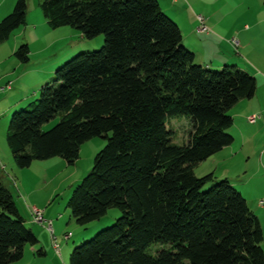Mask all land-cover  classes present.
Returning a JSON list of instances; mask_svg holds the SVG:
<instances>
[{
	"label": "trees",
	"instance_id": "1",
	"mask_svg": "<svg viewBox=\"0 0 264 264\" xmlns=\"http://www.w3.org/2000/svg\"><path fill=\"white\" fill-rule=\"evenodd\" d=\"M40 9L53 29L104 38L99 50L60 66L7 127L19 168L57 157L73 164L83 143L106 140L67 208L78 225L112 208L120 216L75 247L68 264H264L262 229L242 194L213 173L194 174L233 143L229 111L254 97L255 77L235 65L198 64L158 0H42ZM26 12V0H17L0 21V44ZM29 53L22 44L14 56L26 64ZM174 116L189 125L182 145L172 142ZM37 243L0 183V264L21 260L25 245ZM153 244L166 247L151 254Z\"/></svg>",
	"mask_w": 264,
	"mask_h": 264
},
{
	"label": "rangeland",
	"instance_id": "2",
	"mask_svg": "<svg viewBox=\"0 0 264 264\" xmlns=\"http://www.w3.org/2000/svg\"><path fill=\"white\" fill-rule=\"evenodd\" d=\"M1 1L3 3L0 4V10L1 6L7 3L9 7L12 6L11 11L3 16L4 18L12 12L17 0ZM158 1L162 11L177 22L184 36L192 28L197 29L198 22L195 24V20L201 16L206 24H209L210 20H222L220 22L222 28L230 27V35H234L231 39H236L235 37L240 35V39L251 46L246 53L239 52L238 55L246 62L239 61L237 67L256 78L257 88L253 100L243 101L252 102L254 112L260 115L258 122L261 121L263 127L258 132L255 131L256 125L251 127L253 128V157L248 160L240 155L233 161L220 165L216 168V175H213L216 179H220L219 176L227 177L233 187L241 191L253 212L254 199H256L254 203L263 202L264 204V154H262L264 111L261 108L264 106V79L262 80L264 63L258 62V58L264 53V0ZM41 2L42 0H26L25 24L14 30L7 41L0 44V183L12 193L18 210L25 218L26 226L31 229L38 241L34 246L25 245L22 259L11 264H68L70 254L75 247L92 239L102 229L112 226L120 216L119 210L112 208L99 220L78 225L67 208L73 189L88 175L92 169L94 157L106 144V140L102 137H94L83 143L79 149V157L73 164H67L66 161L57 157L45 161H34L28 168H19L14 163L8 148L7 127L13 114L37 100L40 89L53 81L56 70L65 62L80 53L99 50L104 42L102 34L86 39L70 27L51 28L42 15ZM212 34L211 38L215 40V43L207 46L209 51L207 56L216 60V56L221 55L223 46L219 40H225V37L219 33V29H213ZM199 37L204 38L200 35ZM236 40L239 43V38ZM22 44L28 45L30 51L29 62L26 64L20 63L14 56V52ZM198 55L200 57V53ZM230 56L236 57V52L232 50ZM244 106L245 108L241 103H237L229 114L239 111L242 114L241 117L250 116H245L246 112L243 110L248 106ZM57 120L45 124L43 130L50 129ZM167 121L172 123L169 127L175 130L172 142L176 145L185 143L189 128L187 118L174 116ZM232 131L234 126L228 133ZM209 164V161L200 163L194 170L195 176L207 175L204 169L210 166ZM211 167V171H214L215 166ZM34 209L43 211L44 220L51 221L55 242L60 247L59 254L53 249L52 237L46 227L33 222L31 213ZM253 213L257 214L258 211L255 210ZM65 235L70 236L68 241L64 240ZM162 247L166 246L153 244L149 247V252L154 254ZM261 247L264 249V244ZM38 250L44 254L39 255Z\"/></svg>",
	"mask_w": 264,
	"mask_h": 264
},
{
	"label": "crops",
	"instance_id": "3",
	"mask_svg": "<svg viewBox=\"0 0 264 264\" xmlns=\"http://www.w3.org/2000/svg\"><path fill=\"white\" fill-rule=\"evenodd\" d=\"M2 3L3 2L0 0V4H2ZM159 5H160V3H159ZM11 7L12 6L9 7L8 3L1 6L0 19L3 18V16H5L6 14H8L11 11ZM160 7H161V5H160ZM221 21L222 20H220V21H211L210 20L209 24H207V25L209 26L211 33H209L207 35L200 34L196 28H192L191 31L188 34H186V36H184L183 32L181 31L182 39H183L182 40L183 45L187 49H189L190 51H192L194 53L195 61L202 66L219 69L222 66H224L225 64H234L235 66H239V61L246 62L243 59V57H241L238 54H239V52H241V54H242V52H244V51L246 53V50L247 49L250 50L251 46H249V44L246 43L243 39H240V35H239V36H237L240 40L238 43V46L234 47L232 45L231 41L236 40L238 38L235 37L236 39H231L232 36H234V35H230V27L227 26V28L223 29L221 26V23H220ZM175 23L177 24V22H175ZM196 23H197V20H195V24ZM213 29H219V33H221L222 36L225 37V40H219V43H221L223 46L221 48V55L216 56V60H214L211 56H207V53H209L207 46L215 41V40L213 41L211 38L213 35L212 34ZM199 35L201 37L203 36L204 38H200ZM232 50H234L236 52V57L230 56V54H232ZM199 53H200V57L198 55ZM259 61L264 63V53L262 54L261 57L258 58V62ZM248 74H250V73H248ZM251 76H254V75H251ZM263 79H264V75H263L262 80ZM252 100H253V98H252ZM252 100H250V101H252ZM241 101H243V100H241ZM241 101H239L238 103L239 104L241 103L242 107L245 108L244 105L248 106L247 109L243 110V112H246L245 116L256 115L257 120L254 124H250L247 122V117L246 118L241 117L242 114L239 113V111L230 115L233 118V122H234V124H233L234 131H232V133H230V134L233 136L234 141L231 145L224 147L221 151H219L218 153H216L215 155H213L212 157H210L209 159L204 161V163H207L208 161L210 163L209 164L210 166H208L204 169L207 172L206 174L214 172L213 174L216 175V168H219L220 165L224 164L227 161H233L235 158L239 157L240 155H243V157H246L248 160L251 157H253V128H251V127L253 125H256L257 128L255 129V131L258 132L263 127V124L261 123V121L258 122V120L260 119V115H258L257 113L254 112L253 104H251L252 102H244V101L241 102ZM261 108L264 111V106H261ZM245 122L247 124H245ZM235 123H236V125H235ZM262 146H264V142H263ZM262 154H264V150H263ZM211 166H213V167L215 166L214 171H211L212 170ZM218 178H220V179H216V178L215 179L216 180H223V179L228 180L227 177L219 176ZM231 185H232V183H231ZM239 192L241 193V191H239ZM254 200H256V199H254ZM254 200H253V212H255V210H257L258 213L257 214H255L253 212L252 213L255 216H257V218L259 220V223H260V226L262 229V234H263V241L261 243V246H263V244H264V225H263V222H264V204H263V202L254 203V202H256ZM249 209H250V207H249ZM262 249H263V247H262ZM263 251H264V249H263Z\"/></svg>",
	"mask_w": 264,
	"mask_h": 264
},
{
	"label": "built area",
	"instance_id": "4",
	"mask_svg": "<svg viewBox=\"0 0 264 264\" xmlns=\"http://www.w3.org/2000/svg\"><path fill=\"white\" fill-rule=\"evenodd\" d=\"M196 19H197V22H198L197 31L200 34L207 35V34L211 33V30L208 27V25L206 24L204 18H202L201 16H198ZM231 43H232V45L234 47H237L238 46V42L236 40H232ZM256 120H257V116L256 115H251V116H248L247 117V122L250 123V124H254L256 122ZM43 214H44L43 211L34 209L32 211V213H31L32 220H33V222H35L37 224H40V225H44L46 227V229L49 231V233H50V235L52 237L53 249L55 250V252L57 254H59L60 247L55 242L56 238H55V236L53 234L52 223H51V221L44 220ZM63 238H64L65 241H68L70 239V236L69 235H65Z\"/></svg>",
	"mask_w": 264,
	"mask_h": 264
}]
</instances>
